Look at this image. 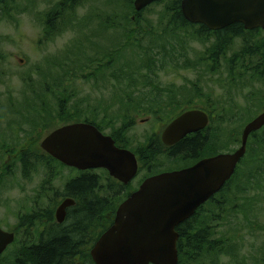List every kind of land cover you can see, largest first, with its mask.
<instances>
[{
  "label": "rangeland",
  "instance_id": "1",
  "mask_svg": "<svg viewBox=\"0 0 264 264\" xmlns=\"http://www.w3.org/2000/svg\"><path fill=\"white\" fill-rule=\"evenodd\" d=\"M134 1L79 0L72 6L69 0H0V228L17 237L0 264H16L26 241L36 242L37 229H45L21 223L33 212L48 179L43 162H35L25 177L19 160L24 147H39L63 126L95 120L105 135L119 133V145L140 154L143 167L128 189L134 192L146 178L194 162L161 154L150 158L152 137H160L176 117L205 104L217 107L204 134L208 146L198 156L202 158L235 152L245 126L264 111V31L235 38L215 59L218 38L198 37V27L169 28L165 12L173 0H164L143 11L139 41L129 34L130 41L126 31L136 20ZM56 12L61 13L52 27L48 20ZM232 62L236 77L229 72ZM127 95L139 105L122 107L120 96L125 100ZM62 104L66 110L60 115ZM135 109L144 114L120 131L123 110ZM223 109L231 113L225 122L220 120ZM256 141L260 139L249 140V155L227 193L217 198L224 202L223 210L206 204L198 218L211 232L212 252L187 264H264V160L251 162L252 151H261ZM57 171L53 189L62 194L78 173ZM65 200L44 199L37 210H46L50 202L56 218Z\"/></svg>",
  "mask_w": 264,
  "mask_h": 264
},
{
  "label": "water",
  "instance_id": "2",
  "mask_svg": "<svg viewBox=\"0 0 264 264\" xmlns=\"http://www.w3.org/2000/svg\"><path fill=\"white\" fill-rule=\"evenodd\" d=\"M162 0H135L142 12ZM184 19L210 31L242 24L247 31L264 30V0H182ZM210 124L203 110H189L172 121L162 134L166 146L198 133ZM264 128V111L245 126L241 146L233 153L203 159L192 167L147 178L117 211L112 225L90 251L94 264H179L177 228L219 194L245 158L250 137ZM50 157L78 171L106 170L128 186L138 175L136 155L117 146L95 125L80 122L63 126L40 144ZM75 201L66 199L56 211V221L66 220ZM15 233L0 228V256L14 244Z\"/></svg>",
  "mask_w": 264,
  "mask_h": 264
},
{
  "label": "trees",
  "instance_id": "3",
  "mask_svg": "<svg viewBox=\"0 0 264 264\" xmlns=\"http://www.w3.org/2000/svg\"><path fill=\"white\" fill-rule=\"evenodd\" d=\"M78 1L79 0H69L72 6H74ZM163 1L164 0L155 3L154 5H159ZM181 1L182 0H173V2L168 5L169 12H165V14L169 20V28L180 26L183 28L194 29L195 27H198L197 32H195V35H198V37L210 35L217 37L219 44L213 52L212 58L215 57V59H217L218 55H224L235 38L245 37L247 34H252L254 32L245 30L242 24H235L217 32L210 31L201 25L190 24L184 19L182 15ZM147 9L143 11H146ZM143 11L140 13L134 12L136 20L134 23H132V31H126L127 40L131 41L129 38V34H131L133 39L137 40V42L139 41L138 35L141 34L139 29L142 21V15L144 13ZM60 13L61 12H56L51 15L49 17L48 24L53 27V21L60 15ZM49 33L53 34L52 31ZM253 51H256L255 53L253 52L255 56L260 55L258 50ZM249 52H251V50ZM116 55L117 52L113 55V57ZM229 66V72L233 77L236 73V71H233L235 69L233 62ZM236 75L238 76V74ZM130 96L131 95H127L125 100L124 97L122 98L120 96L121 102H119L121 103L122 107L124 103L129 102V105H132V107L139 105H133V103L131 104ZM116 97H118V95ZM203 108L202 110L211 115V119L214 118L213 114L217 109L216 106L205 104ZM65 110L64 104H62V106L60 105V115L63 114ZM123 114L122 120L124 122V127L120 129L122 132L125 129H129L130 127L134 126L136 117H139L144 113L135 109L134 111L123 110ZM135 115L136 117H134ZM230 115L231 113L227 109H223L220 117L221 122H225ZM61 117L62 119L68 118L67 116ZM69 120L70 119H67V121ZM85 122L95 125L101 132H103L102 128L97 125L95 120L86 119ZM263 130L264 128L250 137V139H260V141H256L254 145H259L261 149L260 152H257L258 150L252 151L251 162H256L259 159L264 160V141L262 140L264 139V136L261 135ZM118 135L119 133H116L111 135V137L120 147L119 143H123V140L120 139ZM197 135L198 136L194 137V139L191 141L181 143L179 147L174 149L173 153L171 154L173 156L182 157L184 156L183 153L186 152L188 155L196 157L197 152L200 150L204 142H207V136H204L202 132L198 133ZM201 136H204L205 139L202 138L201 140ZM39 147H24L19 152V160L23 165L25 177H28L29 173L34 169L35 162H43V166L46 170L45 173L48 174V179L43 182L38 198L35 201V208L33 209V212L28 216L26 215L23 217L21 219V223L25 228L32 226H44L45 229L43 231L39 230V228L37 229L39 232L36 242H33L35 239L32 238V240L29 239L26 241L27 244L24 245L19 251L16 264H76L77 260L82 259H85L84 264H94L90 255L92 247L98 241L100 236L112 225L119 205L124 202L132 192L128 191L129 186H125L112 178L106 170H90L85 173L78 172L73 168L66 167L59 161L50 157L48 154H45ZM4 148L7 149L6 147ZM123 148L128 149L126 147ZM1 149H3V147ZM35 149L39 152L37 153ZM7 153H10V150H7ZM159 153L160 152L152 150L150 158H152L153 155H157ZM247 153L248 154L246 156L249 155V152ZM242 162L240 164H242ZM59 168H68L78 173L74 179L66 184L62 194H60L59 191L53 189V182H55L58 178L59 173L57 169ZM98 171H101L103 176L98 174ZM236 174L237 172L235 173V176ZM233 178L226 184L224 189L207 204H213L216 206V210L222 211L225 204L224 202L219 201L217 198L227 193ZM3 180L4 177H1L0 182ZM59 197L72 199L76 203L74 207H71L68 210L67 218L61 225L57 224L56 218L54 217L52 203L49 202V206L48 208L46 207V210H37L40 207L42 200L45 199L48 202L50 198L54 200ZM203 209L204 207L202 206L196 215L185 221L177 228V231L180 234V239L178 241V250L180 256L179 264H185V262L187 264L188 261H193L194 263L198 262L200 260L201 254L204 251L212 252L213 250L208 247V244L210 243L211 232L209 229H207V227H203L205 225L203 224V221L198 220ZM106 212L108 213L106 214ZM104 214L108 217L106 220ZM46 220L47 224L42 223V221L45 222ZM16 242L17 240H15L13 245H15Z\"/></svg>",
  "mask_w": 264,
  "mask_h": 264
},
{
  "label": "flooded vegetation",
  "instance_id": "4",
  "mask_svg": "<svg viewBox=\"0 0 264 264\" xmlns=\"http://www.w3.org/2000/svg\"><path fill=\"white\" fill-rule=\"evenodd\" d=\"M256 31H264V30H261V29H257V30H254V32H256ZM208 114V113H207ZM209 115V119H210V123H211V115L210 114H208ZM177 118V117H176ZM175 118V119H176ZM175 119H173L172 121H174ZM171 121V122H172ZM170 122V123H171ZM169 123V124H170ZM168 124V125H169ZM167 125V126H168ZM210 125V124H209ZM167 126H166V128H167ZM165 128V129H166ZM209 128V126L207 127V128H205L204 130H201L200 132H202L203 133V135L205 134V132L207 131V129ZM165 129H164V131H165ZM163 131V132H164ZM163 132H162V134H163ZM200 132H198V133H200ZM198 133H194V134H191V135H188V136H186L185 138H183V139H181L179 142H177L176 144H174V145H172V146H166L164 143H163V141H162V134H161V136L160 137H157L156 135H154L153 137H152V142L150 143L151 144V146H152V149L151 150H153V151H157V152H160L159 154H161V155H167V156H169L170 158H175V157H177V156H173L171 153H173V150L174 149H176L177 147H179V145L181 144V143H183V142H187V141H191L192 139H194V137H197L198 135ZM201 138V140H202V138H204L205 139V137L204 136H201L200 137ZM248 143H249V141H248ZM206 146H208V144H207V142H204V144L202 145V147L200 148V150L197 152V154H196V157H192L191 155H188L186 152L185 153H183V155L184 156H182L183 157V159H190L191 161H194L192 164H190V165H188V166H186V167H184V168H181V169H185V168H189V167H192V166H194L195 164H197L198 162H200L201 160H203V159H207V158H209V157H212L211 155H207L206 157H202V158H200V157H198V156H200L204 151H205V147ZM121 148H123L122 146H120ZM132 151V150H131ZM135 155H136V157H137V160H138V164H139V172H138V175H139V173H140V170H141V167H143L142 165H141V157H140V154L139 155H137L134 151H132ZM247 152H248V149H247ZM215 156V155H214ZM178 158V157H177ZM242 162V161H241ZM181 169H178V170H181ZM178 170H173V171H178ZM238 170V169H237ZM237 170H236V172H237ZM76 171H78V170H76ZM173 171H167V172H173ZM78 172H87V171H78ZM163 173H165V172H163ZM159 174H161V173H159ZM159 174H155V175H159ZM137 175V176H138ZM155 175H153V176H155ZM150 177H152V176H150ZM137 178V177H136ZM135 178V179H136ZM149 178V177H148ZM134 179V180H135ZM147 179V178H146ZM145 179V180H146ZM144 180V181H145ZM143 181V182H144ZM133 182V181H132ZM131 182V183H132ZM142 182V183H143ZM130 183V184H131ZM142 183L139 185V187L142 185ZM130 184L128 185V186H130ZM139 187L135 190V191H137L138 189H139ZM134 191V192H135ZM215 198V196L212 198V199H214ZM211 199V200H212ZM76 204V203H75ZM75 206V205H74ZM74 206H72V207H74ZM71 208V207H70ZM70 208H68L67 209V214H68V210L70 209ZM196 215V214H195ZM66 218H67V216H66ZM57 224H59L58 222H57ZM63 224V223H62ZM61 225V224H60Z\"/></svg>",
  "mask_w": 264,
  "mask_h": 264
}]
</instances>
